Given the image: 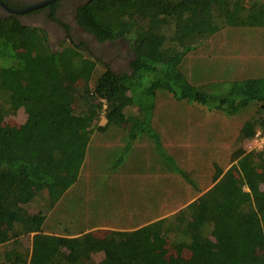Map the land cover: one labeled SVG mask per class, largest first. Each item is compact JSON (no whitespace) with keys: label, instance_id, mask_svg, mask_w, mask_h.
<instances>
[{"label":"trees","instance_id":"obj_1","mask_svg":"<svg viewBox=\"0 0 264 264\" xmlns=\"http://www.w3.org/2000/svg\"><path fill=\"white\" fill-rule=\"evenodd\" d=\"M77 19L101 42H129L134 57L127 72L106 66L92 86L101 62L95 54L74 42L54 50L44 29L15 18L0 20V264H93L100 253L103 258L95 264H264V154L230 143L224 125L207 133L195 126L192 135L204 147L191 158L196 167L190 165L186 147L178 144L187 134L177 131L178 139L172 136L166 145V133L177 129L169 128L165 121L171 119L158 111L162 93L232 115L254 106L264 132V76L199 84L189 79L184 63L225 29L264 28V0H91L78 9ZM31 67L37 68L35 92L13 76L29 75ZM22 107L24 124H4ZM257 125L247 122L239 140H252ZM145 138L164 163L160 168L173 200L188 197L186 184L197 188L199 162L214 169L212 186L172 215L130 230L99 236L84 231V223L69 236L43 231L47 221L67 223L69 216L57 211L97 150L112 151L118 166ZM219 151L229 168L219 163ZM41 194L52 210L49 217L42 207L27 208ZM26 235H32L31 249L22 248ZM167 243L179 254L168 256ZM182 249H190L191 256H182Z\"/></svg>","mask_w":264,"mask_h":264},{"label":"rangeland","instance_id":"obj_2","mask_svg":"<svg viewBox=\"0 0 264 264\" xmlns=\"http://www.w3.org/2000/svg\"><path fill=\"white\" fill-rule=\"evenodd\" d=\"M258 29L262 30L264 28L225 29L211 37L208 42L200 45L196 51L188 54L184 63L190 75L189 79L192 82L205 84L217 82L218 80L231 82L237 77L248 75L254 77H259L258 75L261 74L264 75V68L260 69L258 66V64L264 65V33ZM71 42L62 41L55 45L54 49L58 50L64 46L71 45ZM116 43L124 51L129 50L133 55L132 57H134V52L126 39L122 38ZM28 57L31 61L35 59V56L29 55ZM99 59H101V62L96 63V69L90 81L92 86L96 78L107 69L105 61L102 58ZM32 65L34 66V64ZM36 69L31 67L29 75L26 72L19 71L15 72L13 76L21 79L25 90L35 92L38 84V76L35 74ZM160 95L158 111L166 115L165 118L171 119L170 122L165 121L169 128L177 129L174 135L166 133L169 141L166 145H169L174 140L172 136L178 139L177 131L187 134L186 141L178 142V144L186 147L185 152L189 156L188 163L190 165L194 164V160L191 161V158L194 159L195 149L204 147L196 143L195 137L192 135V130L195 126H199L202 131L205 130L204 133H207V128L215 127V130H219L218 127L224 125L231 133L230 143L234 144L237 141L238 146L243 144L247 152L252 151L248 147V142L244 143V141L241 142L239 139L240 130L247 122H254L257 125L258 113L254 106L247 108L241 113L232 115L227 111L211 110L197 103H179L169 93ZM26 119L27 113L22 107L16 112L8 114L5 117L4 124L19 127L25 123ZM105 122L102 117L99 125L104 126ZM256 128L259 131L258 125ZM150 142L147 139L143 141L138 139L135 146L124 154L126 158L118 166L113 164L114 156L111 153L112 151L106 149L97 150L96 158L92 157L86 162L78 181L67 190L65 206L63 205L61 211H57L56 215L61 217L69 216L67 223L63 221L62 224L56 221H47L43 231L55 235L69 236L79 233L81 226L85 228L84 223L86 224L84 231H92L99 236H102L106 231L114 229L130 230L146 224L156 217L172 215L212 186L211 177L214 169L210 168L211 165H202L205 163L199 162L197 163V169L200 170L197 177V188L186 184L188 197L184 198L182 196L179 198L177 195L173 200V196L168 192L170 184L168 186L165 185L167 182L163 178V169L160 168L164 163L160 164ZM111 143L108 141L110 148L113 147L110 145ZM116 144H121V140L116 139ZM117 145L112 150L117 149ZM253 151L264 154V150ZM222 153L221 151L217 153L221 158L219 163L226 165L225 168H227L230 162L225 158L226 154L223 157ZM193 166L196 167V165ZM153 182L157 185L153 184ZM261 188L264 190V183H262ZM245 189L248 190L247 187ZM29 192L34 194V189L30 187ZM41 195L42 197L38 198L39 200H34L27 208L31 212H37L42 207L45 209L46 217H49L52 210H47V205L44 202L45 194ZM81 214L84 215L86 220L82 219L78 222L81 219L79 218ZM31 247L32 235L24 236L22 248L31 249ZM165 248L168 256L179 254L176 248L168 245V243ZM191 254L190 249H182L181 251V255L184 257L189 258ZM102 258V253L95 254L93 264L95 262L98 263Z\"/></svg>","mask_w":264,"mask_h":264},{"label":"flooded vegetation","instance_id":"obj_3","mask_svg":"<svg viewBox=\"0 0 264 264\" xmlns=\"http://www.w3.org/2000/svg\"><path fill=\"white\" fill-rule=\"evenodd\" d=\"M89 1L91 0H0V20L15 18L23 25L44 29L53 49L62 41H73L85 49L87 54L102 58L112 70L127 72L133 55L116 43L121 39L101 42L78 23V9ZM8 8L27 10L13 12Z\"/></svg>","mask_w":264,"mask_h":264},{"label":"built area","instance_id":"obj_4","mask_svg":"<svg viewBox=\"0 0 264 264\" xmlns=\"http://www.w3.org/2000/svg\"><path fill=\"white\" fill-rule=\"evenodd\" d=\"M250 150H264V132L262 130L257 131L255 137L248 142Z\"/></svg>","mask_w":264,"mask_h":264},{"label":"crops","instance_id":"obj_5","mask_svg":"<svg viewBox=\"0 0 264 264\" xmlns=\"http://www.w3.org/2000/svg\"><path fill=\"white\" fill-rule=\"evenodd\" d=\"M260 31L264 33V29H262V30H260ZM260 60H262V59H260ZM258 66L260 67V69L264 68V65H262V64H258ZM258 76H264V75L261 74V75H258ZM161 217H163V216L156 217V218H161ZM164 217H165V216H164Z\"/></svg>","mask_w":264,"mask_h":264},{"label":"water","instance_id":"obj_6","mask_svg":"<svg viewBox=\"0 0 264 264\" xmlns=\"http://www.w3.org/2000/svg\"><path fill=\"white\" fill-rule=\"evenodd\" d=\"M8 9L13 12H24L25 10H27V9H12V8H8Z\"/></svg>","mask_w":264,"mask_h":264}]
</instances>
